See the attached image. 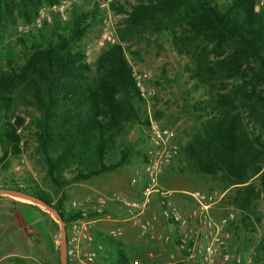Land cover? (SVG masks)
Here are the masks:
<instances>
[{
	"label": "trees",
	"instance_id": "obj_1",
	"mask_svg": "<svg viewBox=\"0 0 264 264\" xmlns=\"http://www.w3.org/2000/svg\"><path fill=\"white\" fill-rule=\"evenodd\" d=\"M59 1L0 0V47L17 21L28 24L40 7ZM259 1L135 0L115 31L117 43L99 51L92 70L80 41L100 22L96 6L88 11L75 6L69 23L53 19L43 24L45 32L15 39L20 64L9 44L1 47L0 165L19 154L24 119L12 115L19 106L36 113L30 118L35 150L58 192L128 165L136 155L135 146L125 141L128 130L138 126L143 136L148 121L140 115L143 102L124 55L129 49L122 44L142 35L165 36L175 54L187 60L184 72L192 91L206 97L189 106L195 125L178 157L190 173L219 183L220 203L236 210L240 228L247 229L245 214L264 200V3L255 10ZM110 7L123 12L116 4ZM8 191L52 209L65 231L82 218L61 208L64 195L53 205L32 181ZM96 241L104 251L99 264H130L118 242ZM253 250L254 261L264 264V246Z\"/></svg>",
	"mask_w": 264,
	"mask_h": 264
},
{
	"label": "rangeland",
	"instance_id": "obj_2",
	"mask_svg": "<svg viewBox=\"0 0 264 264\" xmlns=\"http://www.w3.org/2000/svg\"><path fill=\"white\" fill-rule=\"evenodd\" d=\"M134 3L135 0H111L110 4H116L123 10V12L118 13L112 10L110 4L108 6L114 31L122 26V22L125 18V13L129 11V6L133 5ZM87 7V5H83L82 7L76 9L88 11ZM69 14L66 21L67 23H69ZM28 24H23L17 21L15 25L9 28L1 44L2 48L5 45H10L12 52H14L17 56L14 58L16 64H20L21 60L18 57L19 47L15 45V39L25 38L28 35L18 33L17 28L19 26ZM99 30L100 24L99 22H95L90 28L87 29L85 36L80 41V47L82 51L88 52L89 54L86 62L91 66V70L93 69L95 58L101 50L96 46V41L99 36ZM45 31V26L41 30H39V32L41 33ZM167 40L168 39L165 36L153 37L149 35H142L136 40L134 39L130 42L122 44V48L125 49L127 47L129 49H125L124 54L128 65L131 71L142 76L143 86L151 94L141 105L140 115L143 118H146L147 121L149 119L155 122L160 127L172 129L175 132L176 144L179 149V147L186 140V136L192 131V129H194L195 125L192 121V118L189 116V106H191L193 102L200 99H205L206 97H204L200 91L195 93L192 91V81L187 80L188 74L184 72V67L187 64V60L185 57L177 56L175 52L170 48ZM116 43L117 40L115 44ZM1 47L0 63H2L1 56L3 53ZM128 52H132L135 55L131 56ZM12 113L14 117L23 118L24 123L19 129V154L16 156H7L3 163H1L0 165V190L23 188L29 181H32L49 196L52 202L51 204L53 205H56L60 195H64V200L62 201L61 208L65 211L80 212V214L82 215V219L84 220L88 219L86 217L90 215V212H94L95 206L93 202L86 204L85 197L89 196L91 200H95L100 196H106V194L104 195L102 194V192L104 191L103 193H106L109 187L118 188L116 190L111 189L110 192L107 193L109 196H122V190L120 189H126L124 176L129 177L127 180L128 183H131V185H133L134 187L136 186L138 190H142V163L144 162L143 156L145 151H142L140 145L141 133L138 129V126H133L128 130L129 132L133 131L134 135L132 138H127L129 132L125 137V141H128L135 146L136 152V155L131 158L130 163L126 165V167L118 169L112 173L104 174L96 178H91L88 182L84 181L81 183L66 186L60 192H58L48 182L45 176V166L39 154L35 150V142L32 134V126L30 125V118L36 116V113L33 109L22 106L15 108ZM11 121L12 119L10 120V122ZM163 178L165 179V182H163L164 184H161V186L165 189L174 191H178L179 189L186 191H200L214 195L216 197L221 196V199L224 194L219 192V183L215 179H212L208 176H201L190 173L187 170L185 163L182 161L181 157H178L173 165L167 166V171L164 173ZM85 185L94 187L95 189H99L97 191L98 193H94L92 191L85 193ZM3 196H6L18 202H28L35 205V202H31L29 200H25L15 196ZM182 197V195H174L173 199L175 201H178L181 200ZM73 202L76 204L75 208H71V203ZM41 206L44 211L47 210L51 214L52 218L58 224L59 229L57 233H54V240L57 242V246L59 249V246L61 244V236L63 233L65 236L63 225L61 222H59L56 213L52 209L44 205ZM112 208H114V205L111 204L110 206H108V208H106L105 212H107L109 216H113L112 218H114L112 211H110L112 210ZM216 208L217 209L215 215L216 217H218V219L226 216L229 213H232L237 217L236 222L229 224L232 238L233 240H235V243L234 241L232 242L234 246H238L240 248H243L242 246H245L248 249L254 248L260 244L264 246V200L256 202L252 210L245 214L247 220L244 224L248 226L247 229L240 228L238 224L239 215L236 210L231 209L225 204L222 205L221 203H219ZM123 219H125V217H123L122 220ZM100 224H106V227L102 231V226ZM89 226H93L91 227L92 229L94 228L92 237L95 243H97L96 237L97 240L104 237H109L122 246V249L131 261L137 260L142 264L148 260L146 257L147 253L150 251L146 247V242L148 241L138 239L137 237H135V233L133 236L131 234L133 231H131L132 229L128 227V223L124 222L115 225L114 223H108L104 221L102 223H95ZM119 227L123 229V234L120 237H112L111 235H109V232ZM126 228H130L131 230H127ZM89 230L91 229L89 228ZM96 233H99L100 235L96 236ZM162 234L167 235L171 239V242H173L175 239L173 230L164 232L162 231ZM133 238H136L137 240H139V242L133 240ZM247 240L249 242L246 245L245 241ZM134 245L137 246L135 248H141L142 250V254H138L136 257L132 256L131 253V247ZM167 246H172V244L166 245V247ZM63 256L64 248L62 250V257ZM165 256H167V254H156L152 261H156L155 263L161 264V262L163 263V258H165ZM184 263L185 262H182L180 264ZM97 264L99 263L97 262Z\"/></svg>",
	"mask_w": 264,
	"mask_h": 264
},
{
	"label": "built area",
	"instance_id": "obj_3",
	"mask_svg": "<svg viewBox=\"0 0 264 264\" xmlns=\"http://www.w3.org/2000/svg\"><path fill=\"white\" fill-rule=\"evenodd\" d=\"M111 0H60L52 6H42L36 16L28 25L19 26L18 33L29 34L39 31L43 24L49 25L53 19L65 23L69 12L75 6L87 5L88 10L96 6L99 17V36L96 46L104 49L115 44V31L111 23L108 6ZM260 0L255 7L262 6ZM87 61L88 52H84ZM131 77L138 98L144 102L151 95L143 86L140 74L131 71ZM143 137L149 148L144 155L142 163L143 188L137 199L125 201L116 195L108 198L99 197L95 200L85 199V203L93 202L94 212L102 220L109 218L106 211L107 202H114L125 213V222L134 231L138 239L155 242L161 245L172 244L176 253H168L163 264H180L184 260L194 264H259L254 261L253 248L243 250L232 244V234L229 224L236 222L237 217L232 213L220 219H214L212 209L220 203L221 196H214L200 191H174L161 186L159 178L163 170L173 164L178 158L179 149L176 144V135L172 129L160 127L148 119L147 125L142 128ZM133 131L127 138H132ZM174 195H182L191 203L190 208L182 213L174 203ZM155 200V208L150 211L151 200ZM76 204L71 203V208ZM163 221L170 225L175 232V239L164 234H154L153 228ZM88 219H76L66 226L64 255L68 264H96L102 255L103 248L95 243L89 233ZM123 234L121 227L109 232L112 237ZM148 260L154 258V253L149 251ZM130 264H139L134 260Z\"/></svg>",
	"mask_w": 264,
	"mask_h": 264
},
{
	"label": "crops",
	"instance_id": "obj_4",
	"mask_svg": "<svg viewBox=\"0 0 264 264\" xmlns=\"http://www.w3.org/2000/svg\"><path fill=\"white\" fill-rule=\"evenodd\" d=\"M140 145H141L142 151H145L146 153L149 146L145 142L143 136H141ZM143 159H144V156H143ZM166 171H167V167L163 170L160 176V183L162 185L164 184L163 182H165L163 175ZM128 178H129L128 176H124V182H125L126 189L124 190L120 189L122 190L121 191L122 196H117V197L125 201H133L139 197L140 195L139 193L141 189L138 190L136 186L134 187L133 185H131V183H128L127 181ZM88 181L89 180L85 182H88ZM111 189L116 190L118 188L109 187L106 193H103L104 191L103 192L99 191V192H102V194L104 195L106 194V196H102V197L108 198L111 195L109 196L107 193L110 192ZM98 190L99 189H95L94 187L85 185V193L86 192L88 193L90 191L94 193H98L97 192ZM178 191L190 192V191H186L182 189H179ZM102 194H99V195H102ZM86 198H90V197L86 196L85 199ZM113 203L114 202L108 201L107 208L111 204L114 205V208L110 210L112 211L114 218H112L113 216L112 217L109 216L108 219L102 220L99 217L94 216L88 219L90 223L89 225H93L95 223H102L104 221L108 223H114L115 225L119 223H124L126 219L125 218L122 220V218L125 217L124 211L120 208V206H118V204L116 203L113 204ZM174 203L176 204V206L179 208V210L182 213H185L191 206V203L188 200V198L184 196L182 197L181 200H178V201L174 200ZM216 207H214L211 211V215L214 219H218V217H216L215 215L216 209H217ZM154 208H155V200L152 199L149 210L152 211ZM100 225L102 226L101 231L104 230V228L106 227V224H100ZM91 227L93 226H88V228L91 229L89 230V233L92 236L94 228L92 229ZM58 229L59 228H58V224L56 223V221L52 218L51 214L47 210L44 211L42 209L41 205L37 203H35L34 205L28 202H18L6 196L0 195V264H26V263H29V264H68L66 262L65 255L62 257L61 245L59 246V249H58L57 242L54 240L55 238L54 233H57ZM126 229L131 230L130 228H126ZM169 230L174 231V229L170 225L166 224L163 221H159L154 226L153 233L162 234V231L164 232V231H169ZM64 232H65V237H66V231L64 230ZM131 234L134 236V231ZM99 235H100L99 233H96V236H99ZM133 240H136L137 242H139V240H137L136 238H133ZM146 244H147L146 247L154 253V257L156 254L163 255V254H168L172 252L176 253L174 251L173 246L166 247L164 245L157 244L155 242H149V241L146 242ZM135 247L137 246L134 245L131 247V253H132V256L134 257H136L138 254H142L141 248L138 249ZM103 255L104 254H102L101 256L103 257ZM165 259H166V256L165 258H163L164 260L163 263L165 262ZM152 260H147L142 264H157L155 263L156 261H152ZM183 262H185L184 264H194L191 261L184 260ZM163 263L161 262V264Z\"/></svg>",
	"mask_w": 264,
	"mask_h": 264
},
{
	"label": "water",
	"instance_id": "obj_5",
	"mask_svg": "<svg viewBox=\"0 0 264 264\" xmlns=\"http://www.w3.org/2000/svg\"><path fill=\"white\" fill-rule=\"evenodd\" d=\"M0 195L15 196V197L22 198V199H25V200H29L31 202H35L37 204L42 205V203L38 202L37 200H34L33 198H31L29 196H26V195L21 194V193L13 192V191L0 190ZM64 243H65V236H64V233H63L62 236H61V244H60L61 247H62V250L64 248Z\"/></svg>",
	"mask_w": 264,
	"mask_h": 264
}]
</instances>
